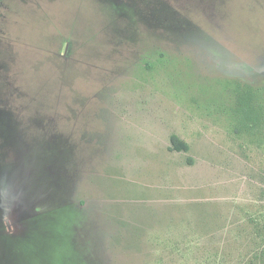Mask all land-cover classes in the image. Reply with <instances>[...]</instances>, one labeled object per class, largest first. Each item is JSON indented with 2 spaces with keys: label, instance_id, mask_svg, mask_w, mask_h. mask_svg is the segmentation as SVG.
<instances>
[{
  "label": "rangeland",
  "instance_id": "374dc122",
  "mask_svg": "<svg viewBox=\"0 0 264 264\" xmlns=\"http://www.w3.org/2000/svg\"><path fill=\"white\" fill-rule=\"evenodd\" d=\"M237 83L264 0H0V264H264Z\"/></svg>",
  "mask_w": 264,
  "mask_h": 264
},
{
  "label": "trees",
  "instance_id": "16d2710c",
  "mask_svg": "<svg viewBox=\"0 0 264 264\" xmlns=\"http://www.w3.org/2000/svg\"><path fill=\"white\" fill-rule=\"evenodd\" d=\"M235 90L236 106L233 108V113L238 118L240 131H248L250 133H254V130L259 131L264 118L262 117L261 111L254 106L253 92L245 85L239 83H237ZM171 142L173 148L176 150L188 151L190 149L189 144L176 134L171 136ZM262 255L260 253L259 256Z\"/></svg>",
  "mask_w": 264,
  "mask_h": 264
}]
</instances>
